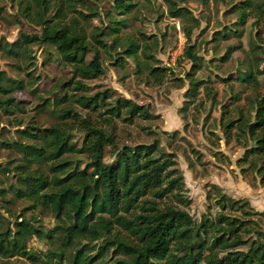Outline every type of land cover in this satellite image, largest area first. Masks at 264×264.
<instances>
[{"label": "trees", "instance_id": "16d2710c", "mask_svg": "<svg viewBox=\"0 0 264 264\" xmlns=\"http://www.w3.org/2000/svg\"><path fill=\"white\" fill-rule=\"evenodd\" d=\"M104 1L112 4L110 10L104 11L112 30L107 34L96 26L90 32V20L100 16L92 3ZM79 4L90 12L78 10ZM170 4L174 17L189 13L172 1ZM135 7L133 0H20L23 17L41 27V32L21 31L15 41L0 43V51L9 58L27 61L33 58L34 44L53 48L60 60L73 69L72 78L59 87L72 85L73 90L85 91L83 79L105 73L102 49L110 53L113 46L119 47L115 59L121 67L125 66L126 57L138 61L140 53L150 57L149 45L142 47L135 37L116 35L128 22L115 15L128 14ZM252 10L264 13L262 5L245 0L239 9L238 27L247 23ZM230 32L228 29L220 38L227 39ZM109 35L113 45L105 40ZM187 37L191 39L190 31ZM236 49L239 48L230 47L228 56ZM251 53L248 65L235 80L253 87L255 96L247 110L239 107L236 117L228 119L225 131L230 134L236 129L234 135L246 144L240 163L248 167L242 171L254 170L264 184V50L252 48ZM185 56L193 64V72L187 73L191 82L187 95L194 99L203 83L195 77L203 58L195 45H188ZM149 70L154 79L164 80L165 68L151 66ZM27 76L26 83L0 72V108L4 112L12 114L22 109L14 93L35 84L36 76L28 70ZM72 97L110 122L113 117L133 123L137 117L153 116L146 106L129 98L112 99L108 90L91 96L65 94L60 101ZM50 104L43 98L44 106ZM57 118L60 122L51 127L28 124L22 128L20 133L29 139L27 143L3 142L22 155V162L14 167L18 185L12 184L11 188L15 197L30 201L34 212L38 208L51 212L59 225L45 230L22 215V220H15V228H11L0 217V264H7L16 256L33 262L42 259L29 249L28 242L34 236L46 237L56 246L48 255L51 263L68 258L67 264H105L108 257L109 264H264V211L255 209L248 199L234 198L214 185L207 194L208 211L197 221L188 210L191 199L186 194L183 171L175 155L161 149L160 138L133 148L120 147L114 128L107 130L90 118H79L72 107L60 108ZM69 119H79L83 126L81 147L71 136ZM108 147L113 148V162L105 160ZM74 156H84L88 161L81 166ZM214 206L218 208L215 213Z\"/></svg>", "mask_w": 264, "mask_h": 264}, {"label": "rangeland", "instance_id": "374dc122", "mask_svg": "<svg viewBox=\"0 0 264 264\" xmlns=\"http://www.w3.org/2000/svg\"><path fill=\"white\" fill-rule=\"evenodd\" d=\"M170 1L177 8H186L189 13L174 17ZM244 1L133 0L136 7L132 12L115 15L126 18L128 22V26L121 27L116 35L135 37L142 42V47L149 45L147 54H151L150 57L145 53H140L139 61L126 57L125 66L121 67L115 59L118 56L116 51L121 50L119 47L113 46L109 49L110 53L102 49L105 73L98 78L83 79L87 86L85 91L73 90L72 85L59 87L72 78L73 69L60 60L53 48L34 44L31 52L33 58L27 61L9 58L0 51V72L8 77L23 79L26 83L29 78L27 70L36 76L34 85H27L25 90L14 93L22 103V109L9 114L0 108V217H3L5 226L15 228V220H22V215L45 230L55 229L59 225L51 212L42 208L34 212L29 207L30 201L15 197L11 185H18L14 167L22 162V155L14 148H7L3 142L18 140L27 143L29 139L20 133L22 128L28 124L45 128L53 126L60 122L58 110L66 106L76 109L79 118H90L107 130L114 128L120 147L133 148L160 138L161 149L173 153L183 171L186 194L191 199L188 210L197 221L208 211L210 201L207 194L214 185L220 186L234 198L248 199L255 209L264 211V184L254 170L242 171L248 167V164L240 163L246 144L234 135L236 129L231 135L225 131L228 119L236 117L239 107L247 110L255 96L253 87L235 78L245 70L248 60L252 58V48H258L260 52L264 50V13L257 14L252 10L247 23L242 27L237 25L239 9ZM253 1L264 7V0ZM92 5L99 9L100 16L92 17L88 30L91 32L94 27L100 26L107 34L110 33L112 27H108L110 25L104 11L111 9V2ZM77 8L90 12L80 4ZM228 29L231 35L227 39L220 38V34ZM237 29L241 32L236 33ZM21 31L36 33L41 32V27L23 17L20 0H0V43L15 41ZM189 31L190 40L187 37ZM105 40L113 45L111 35L105 36ZM188 45H195L203 58L201 69L195 73V77L203 83L198 86L194 99L187 95L191 88L187 73L193 72L192 61L185 56ZM230 47L239 49L228 56ZM91 57L92 53L88 55V61ZM151 66L165 68L166 76L162 82L154 79L149 70ZM34 88H38L36 93L32 92ZM104 90L110 91L112 99L123 96L146 106L153 114L152 118L137 117L133 123H129L113 117L110 122L104 120L98 111L82 107L75 101L76 97L60 101L65 94L91 96ZM43 98L50 100L52 105L44 106ZM67 122L74 142L81 147L83 126L79 119H69ZM112 149H107V162L115 159ZM74 158L81 166L88 161L84 156ZM217 210V206L212 208L213 213ZM28 246L42 259L33 262L16 256L7 264H67L68 258L50 262L48 255L56 246L46 237L34 236ZM106 260L105 264H109L108 257Z\"/></svg>", "mask_w": 264, "mask_h": 264}]
</instances>
